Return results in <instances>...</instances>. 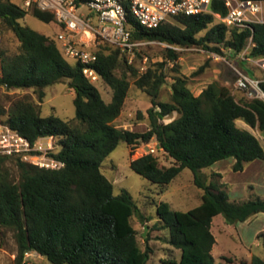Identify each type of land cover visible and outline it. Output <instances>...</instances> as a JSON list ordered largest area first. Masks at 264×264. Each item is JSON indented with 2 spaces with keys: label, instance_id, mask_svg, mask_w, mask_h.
<instances>
[{
  "label": "trees",
  "instance_id": "obj_1",
  "mask_svg": "<svg viewBox=\"0 0 264 264\" xmlns=\"http://www.w3.org/2000/svg\"><path fill=\"white\" fill-rule=\"evenodd\" d=\"M212 11L226 14L222 3L212 5ZM27 14L43 23L54 22L49 12L36 8L24 11L20 5L0 0V27L18 42L15 54L0 52V84L6 85L3 94L32 89L37 101L23 96L7 100V107L0 103V118L30 143L39 138H55L58 150L50 156L63 167L44 169L18 158L0 156V236L4 232L12 235V264H23V255L28 251L36 252L49 264H147L153 249L149 233L143 238V249L139 247L130 222L137 212L135 203L126 190L113 194V185L100 167L120 142L135 148L152 139L172 165L159 167L157 157L148 154L131 160L130 169L161 192L182 170L188 169L194 185L202 190L200 204L185 212L170 210L163 202L156 205L153 230L163 231L160 239L179 251L177 259H163L160 264H236L235 258L224 255L215 260L212 220L221 215L229 226L245 222L264 213V198L255 195L230 201L227 186L219 182L221 175L214 173L216 179L206 182L200 170L232 158L231 170L240 172L246 164L264 160V148L257 137L236 125L241 120L251 129L264 132V101H237L229 88L217 82L194 95L181 75L173 78L168 102H158L157 98L165 82L166 62L173 63V70L178 72L177 48L200 47L216 53L224 48L239 53L251 36L253 46L246 56L264 57V24L252 25L250 30L227 28L211 15L199 14L177 16L147 30L128 16L127 29L133 41L157 42L166 47L160 62L138 73L118 48L100 43L93 67L99 77L97 82L102 81L112 91L111 100L105 102L83 75L82 66L68 63L53 39L19 23ZM127 74L150 99L151 107L146 112L148 128L144 132L113 124L127 96ZM58 82H66L74 93L73 119L41 117L43 90ZM259 86L264 91V81ZM172 113L178 117L163 123ZM7 162L14 166L16 179L5 166ZM262 235L257 234V240ZM30 263L37 264L33 259ZM239 264H264V259L252 256Z\"/></svg>",
  "mask_w": 264,
  "mask_h": 264
},
{
  "label": "rangeland",
  "instance_id": "obj_2",
  "mask_svg": "<svg viewBox=\"0 0 264 264\" xmlns=\"http://www.w3.org/2000/svg\"><path fill=\"white\" fill-rule=\"evenodd\" d=\"M10 3L20 5V0H8ZM19 23L22 26L28 27L33 31L43 34L55 41L56 34L60 30V26L55 22L43 23L38 19L32 17L30 14L20 19ZM204 32L200 33L198 37L202 36ZM134 49V56L131 65L138 71L144 72L149 66L154 63L160 62L163 57L164 48L166 45L157 42L140 41ZM92 45V44H91ZM91 48H98L100 44H95ZM18 42L12 33L0 27V52L5 55H13L17 52ZM179 58L176 63L178 64V72L174 71L173 63L166 62L164 65V72L166 74L165 82L162 85L157 101L168 102L171 93V85L173 78L181 75L186 78L187 86L194 95H198L202 89L208 84L217 82L230 89L231 93L237 101H248L240 92L233 90V82L235 74L232 67L242 71L245 75L256 76L261 75L258 67L252 65L247 61H239V59L231 58L228 56L226 50L220 49L223 59H213L209 55V51L200 47L181 48L177 50ZM126 59V58H125ZM67 62L73 64L74 61L67 59ZM128 63V62H127ZM128 65V64H127ZM232 66V67H231ZM129 81V88L125 98L120 115L115 119L113 124L120 129H125L135 132H144L148 128L147 110L151 107L149 97L141 90L137 89L133 84V77L127 74ZM94 86L100 92L102 99L105 102L111 100L112 91L102 81L94 83ZM44 97L41 103V117L53 115L61 120H69L75 117V107L73 105L74 93L68 89L66 82H58L50 84L44 88ZM27 96L32 101H37L36 94L32 89L14 90L3 94L0 91V103L7 107V100H14ZM140 115V116H139ZM178 117L177 113H172L170 116L165 117L162 122L169 123ZM4 118H0V123L4 124ZM236 125L244 128L257 137L260 145L264 148V132L257 129H251L243 121L237 120ZM53 150L49 153L58 150L57 140L52 141ZM152 144V141L148 142ZM140 146V145H139ZM142 151V150H141ZM158 160L159 167H167L172 165V160L168 159L164 154L158 153L155 155ZM138 156L134 155L133 148H129L124 142H120L117 147L101 162L100 171L113 185V194L117 195L121 190H126L135 206L137 208L136 215L130 220L132 227L137 233V240L139 247L143 249V238L150 234L149 244L153 249L150 261L147 264H160V261L167 258L177 259L179 251L171 249L168 245L160 239L164 236L163 231H154L153 225L157 222L156 205L163 202L167 203L170 210L174 211H188L201 202L202 190L197 188L193 183V174L190 170L184 169L177 175L169 185L162 188V192L158 186L151 184L146 179L142 178L130 169V161L136 159ZM233 160L228 158L222 160L218 165H222L228 161ZM258 163L264 161L257 160ZM9 169L10 175L16 179V172L12 163L7 162L5 165ZM206 182L214 180V172L208 168L200 170ZM246 174L234 173L231 170L225 175L228 180L244 179ZM221 182V178L219 179ZM233 191L228 196L230 201L243 200V194L239 186H235ZM260 192L261 198H264V190H257ZM143 218V219H142ZM142 219V221H141ZM224 222L221 215L215 217L213 220V227L211 231L216 238L219 248L213 249V256L217 260L220 254H225L228 257L235 258L236 264L240 260L247 262L252 256H258L264 259V235L260 239L254 240L252 233L256 230L264 231V220L255 219L252 224H255L251 231L245 233L244 242L251 246L243 248L237 244V238L233 236L232 240L223 236L221 229L217 227L218 224ZM146 227V229H145ZM229 231H232V228ZM258 231V232H259ZM145 236L143 237V234ZM264 233V232H260ZM259 234V233H258ZM255 241V242H254ZM15 254V243L12 235L9 232H4L0 236V264H12ZM33 261L37 264H49L44 258H34Z\"/></svg>",
  "mask_w": 264,
  "mask_h": 264
},
{
  "label": "built area",
  "instance_id": "obj_3",
  "mask_svg": "<svg viewBox=\"0 0 264 264\" xmlns=\"http://www.w3.org/2000/svg\"><path fill=\"white\" fill-rule=\"evenodd\" d=\"M216 3L224 5L225 15L212 11V5ZM20 6L24 11L36 8L53 15L54 22L60 26L55 42L61 54L64 58L79 63L83 75L92 84L99 79L93 67L97 61L96 43H107L118 48L127 62L132 63L138 43L132 40L127 29L128 16L147 30L156 29L177 16L199 14H209L215 22L227 28L250 30L252 25L264 24V0H20ZM91 44L95 47L91 48ZM252 46L250 36L243 51L233 53L231 49H225L231 58L247 61L262 73L261 78L253 79L231 66L235 74L233 90L241 92L247 100L264 101V91L259 86L264 81V57L248 58L246 55ZM179 49L181 48L176 50ZM209 55L213 59L224 60L216 52L209 51ZM5 87L6 85L0 84V91H4ZM54 139L44 137L30 143L6 124L0 123V156L18 158L32 166L57 170L63 164L50 156ZM151 141L152 144H141L133 148L134 155L141 157L162 153L156 140ZM38 257L41 256L36 252H25L23 264H31L30 260Z\"/></svg>",
  "mask_w": 264,
  "mask_h": 264
},
{
  "label": "crops",
  "instance_id": "obj_4",
  "mask_svg": "<svg viewBox=\"0 0 264 264\" xmlns=\"http://www.w3.org/2000/svg\"><path fill=\"white\" fill-rule=\"evenodd\" d=\"M261 77H262V73L260 76H256L254 74H252L250 76V78H253V79L261 78ZM235 92H238V91H235ZM241 95H242V93H241ZM262 161H264V160H262ZM221 162H222V160L219 162H216L215 164H213L208 169L214 173H218L221 175V182L227 186L228 196L233 191L232 189L238 185L240 188V191L243 194V198H244L243 200L248 199L250 197H253L255 195L261 197L260 192L258 193L257 190H259V189L264 190V162L258 163L257 160H255V161H252V162L246 164L242 171L234 172V173L246 174L247 177H245L244 179H240V180H238V179L234 180L233 179L231 181L226 179L225 175L229 172V170H231V167L234 163V160L228 161L222 165H218ZM238 201H241V200H238ZM257 218L259 220H264V213H258L256 215L252 216L251 218H249L248 220H246L245 222L237 223L235 226H229V225L225 224V222H222V223L218 224L217 227L219 229H221V233L223 236L225 235L227 238H229L231 240L234 236L238 240L237 244L241 245L243 248H247V247L251 246V243L246 244L244 242V239H245L244 235H245V233H248L249 231H251V228H253L255 225V224H252V222ZM214 219L215 218H213V220ZM213 220H212L211 228L213 227ZM228 228H232L231 229L232 231H229L230 229H228ZM258 231L259 230H256L253 233L251 231L252 237H254L255 241L257 240V238H256L257 234L260 232H264V231H259V232ZM215 241H216V238H215ZM215 247L219 248L217 242H216V245L213 247V249ZM212 252H213V250H212ZM220 255L226 256L223 253Z\"/></svg>",
  "mask_w": 264,
  "mask_h": 264
},
{
  "label": "water",
  "instance_id": "obj_5",
  "mask_svg": "<svg viewBox=\"0 0 264 264\" xmlns=\"http://www.w3.org/2000/svg\"><path fill=\"white\" fill-rule=\"evenodd\" d=\"M145 229H146V227H145ZM145 236V233L143 234V237Z\"/></svg>",
  "mask_w": 264,
  "mask_h": 264
}]
</instances>
